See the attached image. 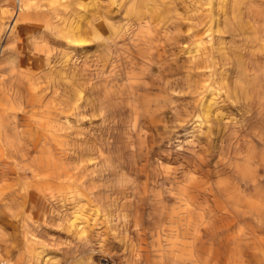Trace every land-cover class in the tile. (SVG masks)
<instances>
[{"label": "clouds", "instance_id": "9594fccd", "mask_svg": "<svg viewBox=\"0 0 264 264\" xmlns=\"http://www.w3.org/2000/svg\"><path fill=\"white\" fill-rule=\"evenodd\" d=\"M22 3L23 27L0 32V160H11L16 172L0 198V264H32V249L45 243L17 231L4 211L25 207V185L36 188L47 178L42 160L54 148L33 123L34 110L63 127L61 149L69 141L78 149L71 159L93 147L91 163L107 167L104 175L88 171L89 186L76 193L96 205L97 231H77L64 264L80 256H91L88 264H153V252L161 257L155 264H163L172 253L160 251L157 230L163 236L172 197L183 187L177 176H230L229 152L264 167V140L254 131L264 127V68L255 59L264 57V0ZM224 119L236 123L235 136ZM133 135L136 141L125 139ZM95 176L104 183L92 186ZM8 178L0 170V181ZM100 187L107 192L102 203L94 195ZM47 192L32 195L40 215L51 206ZM87 207L79 209L81 222ZM73 223L62 217L59 227Z\"/></svg>", "mask_w": 264, "mask_h": 264}, {"label": "rangeland", "instance_id": "374dc122", "mask_svg": "<svg viewBox=\"0 0 264 264\" xmlns=\"http://www.w3.org/2000/svg\"><path fill=\"white\" fill-rule=\"evenodd\" d=\"M1 1L0 4L7 7L11 13L15 11V0ZM201 34L205 36L204 33ZM255 59L264 68V57L256 56ZM83 95L86 96L87 93L82 92L81 96ZM34 111L33 123L40 124L44 132L46 119L38 110ZM221 116H223L222 113L218 114L217 119L219 120ZM68 120L69 123L72 122L71 117ZM221 122L225 129L235 136L233 129L237 127L236 123L227 119ZM129 124L137 127L131 121ZM57 127L60 129L62 126L57 125ZM58 131L56 140L64 144V129ZM83 131L87 133V127H83ZM207 131L205 126L204 133ZM254 131L259 139L264 140V127ZM125 139L136 141L138 137L125 136ZM51 142L54 151L47 171L50 174L49 184L41 189V191L48 190L47 195L51 199V206L44 210V215H40L33 210L34 202L26 199L25 207L22 209L16 207L4 209L6 218L16 225L17 231L23 229L35 235L38 241L45 242L44 245L37 244L32 249L33 255L39 253L42 257L37 260L31 259L32 264H64L62 256L79 242L75 239L78 229L89 235L97 231L94 227L98 223L97 213L93 211L96 205L90 204L84 196L76 193L81 191V186H89L88 171L95 169L100 175L107 172L103 161L98 165L91 163L96 156L93 147L89 148L86 155H81V158L79 156L78 159H71L72 153L78 149H75L70 141L65 149H61L56 141ZM62 150L66 151L67 156L59 160L57 153ZM241 150L245 154L248 153V149L243 144H241ZM100 151H104V148H100ZM105 154L108 155L107 152ZM228 155L233 161L231 165L233 171L230 176L218 175L214 181H209L207 175H200L199 171L184 177L177 176V180L183 184V187L178 189L179 196L172 197L173 212L162 225L163 236L157 230L156 244L161 252L165 247L168 250L176 248L178 251L191 249L196 255L209 258L211 264H250V262L261 264V258H264V227H262L264 226V179H261L264 177V167L256 168L255 163L259 161L256 160L253 163L251 156L245 160L244 156L236 157L231 152ZM85 160L89 161L87 165L84 164ZM0 170L9 176L8 179L0 181V197L2 198L7 192V187L12 184L10 177L16 172L12 161L7 159L0 160ZM42 172L47 173L45 170ZM103 183L100 176L93 177L92 186ZM209 183L213 185L211 189L208 187ZM26 187L25 185L24 192ZM73 189H76V192ZM94 195L99 197L98 202L102 203L107 195L106 189L100 187ZM83 205H89V207L84 208V218L81 222L78 212ZM25 210L33 218L22 226ZM62 217L72 218L79 226H71L67 230L59 227ZM45 219L50 223L42 224L41 222ZM99 219L102 220L103 216ZM5 232H12V228H6ZM20 238L23 239V235ZM149 238L151 239V236ZM152 258L155 264V261L160 260L161 257L157 252H153ZM90 259L91 256H80L75 264H88ZM164 262L168 264L166 257Z\"/></svg>", "mask_w": 264, "mask_h": 264}, {"label": "bare ground", "instance_id": "6f19581e", "mask_svg": "<svg viewBox=\"0 0 264 264\" xmlns=\"http://www.w3.org/2000/svg\"><path fill=\"white\" fill-rule=\"evenodd\" d=\"M15 1H16L15 11L12 12V13L9 11V9L7 7H3V5L0 4V32H3V34L4 35L6 34V36L10 32H12V30L14 28L18 29L19 27L22 26L19 23L20 18H21V12H22V10L23 11H27V7H26L25 4L22 3V0H15ZM0 2H2V1L0 0ZM28 18H30V17H25V19H28ZM204 34H205V39H207L208 33H204ZM80 95H81V93H80ZM75 104H77V105L80 104V100H76ZM43 129H44V132L42 131L43 134L46 135L50 141H56V143L59 146H61L63 144L62 141L60 142V141L56 140L57 139L56 138V133L57 132L59 133L58 130H62L63 127L58 129L57 125H55V126L54 125H50V124H48L47 120H45ZM68 149L66 151H68ZM51 154L52 153L47 154L46 158L44 160H42V168L46 172L49 170V163H50V160L52 158ZM91 154H93V153H91ZM80 158H81V156H80ZM41 175H43V176H45L47 178L44 181H38L36 188H33L30 185H26L27 187L25 188V193H26V196H27V198H26L27 201H33L32 200L33 192H35L37 195H40L41 189L43 187H46L49 184L48 183V179L50 178V174L48 172L47 173L41 172ZM32 218L33 217H31L28 214L27 210H25L24 211V215L22 216V219H23L22 221L24 222V224L22 226H25V223L28 220L32 219ZM72 226L78 227L79 224L76 225L75 223H73ZM79 230L80 229H78V231ZM0 236H2V234H0ZM168 251L172 253L171 256H167L166 257L167 260H168V264H211V260L209 258L200 257V256L196 255L191 249L185 250V251H178L176 248H170ZM40 257L41 256L39 255V253H37L36 255H33L31 259L37 260ZM163 264H166V263L163 261Z\"/></svg>", "mask_w": 264, "mask_h": 264}]
</instances>
